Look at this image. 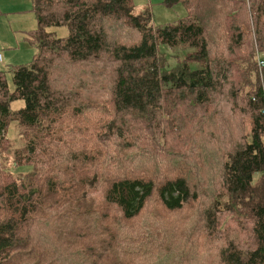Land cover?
I'll return each mask as SVG.
<instances>
[{"label":"trees","instance_id":"trees-1","mask_svg":"<svg viewBox=\"0 0 264 264\" xmlns=\"http://www.w3.org/2000/svg\"><path fill=\"white\" fill-rule=\"evenodd\" d=\"M165 3L184 16L31 0L33 58L0 70V264H264V0Z\"/></svg>","mask_w":264,"mask_h":264},{"label":"rangeland","instance_id":"rangeland-1","mask_svg":"<svg viewBox=\"0 0 264 264\" xmlns=\"http://www.w3.org/2000/svg\"><path fill=\"white\" fill-rule=\"evenodd\" d=\"M132 2L134 5V13L139 15L140 13L142 14L144 10H147L150 14V20L154 25L172 23L185 14L184 7L176 4L168 6L165 3V0H132ZM15 10H19L18 13H9ZM0 12L2 13V15H0V42L8 40L11 37L10 34L14 31H22L20 34V39L22 40L28 31H31L36 27L35 17L31 11V0H1ZM49 31L54 32L57 37H65L68 34V29L66 27H53L50 28ZM22 43L23 47L25 44V47H29L33 49V51H31L27 59H23L22 62H19L16 65L30 62L33 58V54L35 53L34 47L29 42L23 39ZM23 47L20 48V52L24 51ZM15 50L18 49L16 48ZM167 50L168 49H164V51ZM6 51H8V49H3L0 52L4 54ZM8 65L9 64L0 65V70H6ZM5 78L8 88L12 90V75L9 71L5 73ZM22 106L23 101L18 100L11 104V109L17 110ZM17 133V129L13 128L9 134V138L14 139Z\"/></svg>","mask_w":264,"mask_h":264},{"label":"crops","instance_id":"crops-1","mask_svg":"<svg viewBox=\"0 0 264 264\" xmlns=\"http://www.w3.org/2000/svg\"><path fill=\"white\" fill-rule=\"evenodd\" d=\"M0 3H1V0H0ZM18 11L19 10H15L9 13L15 14V13H18ZM0 15H2L1 12H0ZM21 32L22 31H14L12 34H10L11 37L8 40L0 42V51H2L3 49H8V51H6L4 54L0 52V55L2 56V62L0 65H4V64L16 65L17 63L22 62L23 59L25 58L27 59L31 51H33V49L31 48L25 47V44H24V47L22 46L23 39L25 41L27 40L25 39V36L22 38V40L20 39ZM22 47L24 51L20 52L19 50ZM16 48L18 50H15Z\"/></svg>","mask_w":264,"mask_h":264},{"label":"built area","instance_id":"built-area-1","mask_svg":"<svg viewBox=\"0 0 264 264\" xmlns=\"http://www.w3.org/2000/svg\"><path fill=\"white\" fill-rule=\"evenodd\" d=\"M261 59H258V65H259V67H262L263 66V61L261 60ZM1 62H2V56L0 55V64H1Z\"/></svg>","mask_w":264,"mask_h":264}]
</instances>
